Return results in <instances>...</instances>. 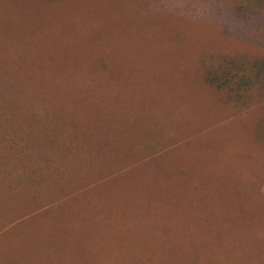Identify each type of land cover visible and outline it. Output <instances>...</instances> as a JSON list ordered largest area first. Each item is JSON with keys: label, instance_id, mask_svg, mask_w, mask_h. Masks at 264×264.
Instances as JSON below:
<instances>
[{"label": "rangeland", "instance_id": "1", "mask_svg": "<svg viewBox=\"0 0 264 264\" xmlns=\"http://www.w3.org/2000/svg\"><path fill=\"white\" fill-rule=\"evenodd\" d=\"M0 264H264V0H0Z\"/></svg>", "mask_w": 264, "mask_h": 264}]
</instances>
